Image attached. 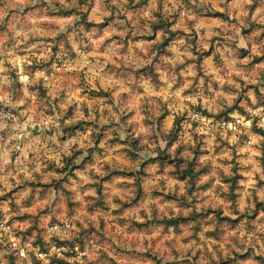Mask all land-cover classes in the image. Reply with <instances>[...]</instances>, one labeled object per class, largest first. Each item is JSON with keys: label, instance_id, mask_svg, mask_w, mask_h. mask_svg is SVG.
I'll return each instance as SVG.
<instances>
[{"label": "clouds", "instance_id": "1", "mask_svg": "<svg viewBox=\"0 0 264 264\" xmlns=\"http://www.w3.org/2000/svg\"><path fill=\"white\" fill-rule=\"evenodd\" d=\"M0 264H264V0H0Z\"/></svg>", "mask_w": 264, "mask_h": 264}]
</instances>
